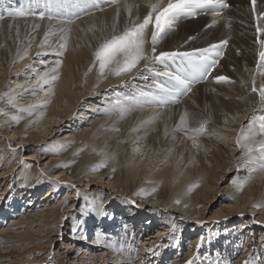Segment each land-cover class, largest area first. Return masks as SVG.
Returning <instances> with one entry per match:
<instances>
[{"label": "bare ground", "instance_id": "6f19581e", "mask_svg": "<svg viewBox=\"0 0 264 264\" xmlns=\"http://www.w3.org/2000/svg\"><path fill=\"white\" fill-rule=\"evenodd\" d=\"M88 1L35 0L31 11L36 15L21 17L8 13L29 11L28 0H0V203L16 193L0 204V264H243L249 257L264 264V153L255 146L248 153L249 141L243 138L251 118L264 114L258 95L264 75L257 71L264 49L256 42L264 40L256 30L258 23L264 26V18L257 20L264 0L255 6L252 0H225L229 9L180 20L158 42L156 54L194 52L227 41L218 65L187 95L164 104L141 100L123 118L102 109L141 91L154 92L156 84L168 83L163 73L181 68L182 61L156 64L151 71L142 61L119 77L100 78L98 66L89 71L98 45L137 17L142 21L156 0H94L97 9L71 17V9ZM203 21L217 29L225 24L226 38L194 45L186 32ZM151 48L149 30V55ZM231 48L242 49L248 73L242 84L233 78L241 75V66L238 59L229 60ZM45 73L48 84L42 80ZM217 76L229 79L216 82ZM201 87L213 98L208 110L200 101L207 95ZM202 123L206 130L197 136L191 130ZM16 154L23 155L19 166ZM39 159L48 160L37 165ZM57 167L63 169L58 175ZM78 193L85 195L80 199ZM109 196L141 206H122ZM214 196L224 203L208 217ZM92 198L93 207L105 210L89 213L74 225L73 236L67 235L77 204ZM86 241L91 246L82 247Z\"/></svg>", "mask_w": 264, "mask_h": 264}, {"label": "snow or ice", "instance_id": "6c2138e0", "mask_svg": "<svg viewBox=\"0 0 264 264\" xmlns=\"http://www.w3.org/2000/svg\"><path fill=\"white\" fill-rule=\"evenodd\" d=\"M113 3H116L117 0H112ZM35 4V0H28L29 11L24 9H18L16 11H10L8 14L10 16H27V15H36V13L31 11V8ZM253 6L256 4V0H252ZM51 8V4L48 5ZM127 7V6H126ZM228 7L225 3V0H156L154 3H149V11L142 21L137 17L136 20L132 21L129 26H127L122 33L114 34L110 38H105L96 48L93 53L94 59L93 64L89 68V71H92V68L98 66V76L104 78L106 74L111 73L114 76H121L129 74L133 69H137L138 65L144 61V69L151 71L152 66L156 64H164L167 61H175L180 59L182 65L184 66L185 72L187 74L181 75L178 73L166 72L163 75L168 77L167 84H156L155 91L143 92L141 91L138 95H132L126 97L124 100L117 99L111 106H108L102 111L106 114H110L113 111H118L121 113V118L124 117L127 112L131 110V105L135 103L139 105L141 100L148 102L151 100H158L160 103H168L169 101H175L179 95L186 94L192 90V84L196 79L206 78L211 74V71L214 69L218 61L212 58L209 53H215V56H221L219 48L221 45H212L209 48L203 50H196L194 52H160L156 54V45L163 38V36L174 30L175 25L185 17H194L195 15L201 12L208 11H217ZM218 14V12H217ZM119 15V13H117ZM129 16H131V10L129 9ZM39 18L44 19L45 13L40 12ZM52 19V16L48 17ZM264 18V13H261L257 16V20L260 21ZM2 19V17H0ZM151 31V55L146 53L145 44L147 42V34ZM257 33H264V26H261L259 23L257 25ZM261 49H264V40L257 39L256 41ZM222 44H227V41H223ZM62 47H64L62 45ZM27 53H25V56ZM20 59H24V56H21ZM53 72H56L57 69H53ZM257 71L264 75V50L259 51L258 53V63ZM47 73L42 77L43 83L48 84L49 79H47ZM58 79L57 76H51V80L55 81ZM216 82H226L228 77L217 76ZM253 91H257L253 87ZM259 95V104L261 109H264V85H262L258 91ZM8 103L12 104L14 101L10 99ZM20 112H29L31 114V109H18ZM19 116H12L11 120L19 121ZM184 123V118L181 120ZM143 123H148L144 121ZM138 129H133L136 131ZM188 131V129H184ZM205 126L202 123L199 128L192 129L197 136L205 132ZM262 137L258 141L256 137ZM245 140L249 141L245 145V149L248 153L253 151L255 146L261 153H264V114L259 116H253L249 123V132L246 136L243 137ZM239 143V141H238ZM95 170V169H94ZM198 185H192L189 187L188 191H191L192 188L197 187ZM74 187V186H73ZM132 203H135L132 201ZM179 203V201H176ZM100 215H107L104 212H101ZM179 241L177 240V244ZM202 247L201 244L197 245V251ZM116 250V249H114ZM186 264H194V260H189ZM243 264H253V259L245 260Z\"/></svg>", "mask_w": 264, "mask_h": 264}, {"label": "rangeland", "instance_id": "374dc122", "mask_svg": "<svg viewBox=\"0 0 264 264\" xmlns=\"http://www.w3.org/2000/svg\"><path fill=\"white\" fill-rule=\"evenodd\" d=\"M260 5H263L262 4V1H260ZM226 9H229L228 7H225V8H223V10H226ZM217 28H219V27H216V25H215V23H206V22H201V23H199V26H198V28H197V30L196 31H194V32H186V35H188V34H190V35H188V38L189 39H191V41H193V44L194 45H196V44H200V43H211V42H213V41H216L217 39H225L226 38V33L224 32L225 30H226V28H227V26L225 25V24H223L221 27H220V29H217ZM222 43V42H221ZM231 46V45H230ZM227 47V46H226ZM230 48V47H229ZM242 50V49H241ZM240 49H237V48H231L230 50L228 49V55H230V56H228V58H229V60L230 59H238L239 61V63H238V65H239V67H240V72H241V77H242V79L240 80V76H237V75H234L233 76V78H234V81L235 82H238V83H243L247 78H248V73H247V68H244V61H243V59H242V51H241ZM243 51H244V49H243ZM66 53H67V51H66V49H63V51H62V57H61V59L62 60H64L65 59V56H66ZM251 53H252V51L250 50V51H247V54H249V55H251ZM241 55V56H240ZM249 55H247V56H249ZM238 56V57H237ZM241 59V60H240ZM45 60V59H44ZM29 64H31V62L29 63ZM241 64H243V65H241ZM243 71V72H242ZM259 73V72H258ZM244 77H247V78H244ZM239 80V81H238ZM54 83H57L58 82V80L56 79V81H53ZM200 83V82H199ZM196 84H198V83H196ZM193 86H195V85H193ZM193 86H192V88H193ZM200 93H207V95L206 96H204V98H203V100H200L201 102H204V104L206 105V109L208 110V108L211 106V102L213 101V98H212V96L209 94V91H207L206 90V88L205 87H201V89H200ZM214 94H217L216 92H214ZM8 104H4L3 105V107H5V106H7ZM13 109H17V108H13ZM206 133H208V130L206 131ZM213 133H215V132H213ZM14 145H15V143H14ZM18 149V146L16 147V150ZM51 152V151H50ZM30 152H26V155H28ZM55 153H57V152H55ZM51 154H53V153H51ZM23 155H24V153H23ZM23 155H19V154H16L15 156H14V163H16V165L17 166H19V165H21V162H19L20 161V159L22 158V156ZM45 156V155H44ZM52 156H55V155H51V156H48L47 158L49 159V158H51ZM48 159H46V160H44V159H39V162H38V164L37 165H39V164H41V163H43V162H47V160ZM260 160H262L261 158H259ZM34 161H36V160H34ZM34 166V165H33ZM61 171H63V169L62 168H59V167H57L55 170H54V172H55V174L56 175H58V174H60V172ZM251 175V174H250ZM240 176V178H243L241 175H239ZM59 178H61V177H59ZM229 183V181L227 180L225 183H220V187L221 188H223V187H225L227 184ZM100 186V185H99ZM103 186H100V188H102ZM64 192L65 191H62L56 198V200L57 201H59V200H61V198H63V194H64ZM95 194H97V193H94V194H91V195H95ZM122 196L123 195H125V194H122V193H120ZM6 195V194H5ZM5 195H3V196H5ZM13 195H16V193L14 192V191H11L4 199H3V201L0 203V204H3L4 202H6V201H8L9 200V198H11ZM19 195H21V194H19ZM83 195H85V194H82V193H78V197L77 198H82V196ZM2 196V195H1ZM220 196H214V199L212 200V202H211V204H209L207 207H206V211H205V214H206V216H212L213 214H214V212L216 211V210H220L222 207H221V204L222 203H224V202H222V198H219ZM1 198V197H0ZM109 198L111 199V201L113 202V203H120V205H122V206H124L126 203H129V204H131V205H133L135 208H138L139 206H141L140 205V203H139V205H135V203H132L131 201H127V200H125V201H121L120 199L121 198H112V197H110L109 196ZM127 198L128 199H131V200H133L132 199V196H130V195H128L127 196ZM92 200H93V198L90 200V202H84V201H80L78 204H77V207L79 208L78 209V212L76 213V214H72V216L70 217V220H69V227H70V231H68L67 232V235H71V237L73 236L72 235V228L74 227V225L75 224H77V223H80L84 218H85V216L86 215H88L89 213H92V212H96V211H103V210H105V209H103L101 206H95V207H93L92 205ZM139 202V201H138ZM151 205V204H150ZM20 206H22V203H21V205ZM42 206V205H41ZM220 207V208H219ZM41 207H37L36 206V208H35V210H38L39 211V209H40ZM142 210H144L143 208H141ZM25 211V210H24ZM24 211H22V212H24ZM146 213L147 212H143L142 213V215H146ZM150 214H152V213H150ZM157 215H159V213H156ZM218 216H221L220 214H218ZM11 216H8L6 219H5V221H7L8 223H4V224H2V226L3 225H5V227L7 228L8 227V225H10V221H8V219L10 218ZM97 227V229H98V224L96 225ZM94 229H95V226H94ZM158 228L156 227V230H157ZM155 231V230H154ZM187 243H189V241L187 242ZM244 243V239L242 240V242H241V244H243ZM84 246H91V245H89L88 244V242L86 241V244L85 245H82V247H84ZM79 247H80V245L79 246H77L76 247V250L77 251H79ZM185 248H187V246H185ZM215 251V250H214ZM222 251H223V249H222ZM242 251V250H241ZM241 251H239V252H241ZM174 254V253H173ZM170 255L169 257H168V260H170V261H172V260H174L173 259V257L172 256H174V255ZM176 254H178V250H177V253ZM206 255L207 254H210V252H208V253H205ZM261 256H263V254L261 255ZM170 257H171V259H170ZM181 256L179 255L178 256V258H180ZM236 256H234L233 258H235ZM107 264H113V263H107Z\"/></svg>", "mask_w": 264, "mask_h": 264}]
</instances>
